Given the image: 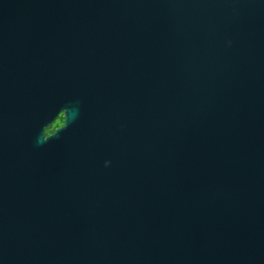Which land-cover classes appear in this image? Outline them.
Here are the masks:
<instances>
[{
    "label": "water",
    "instance_id": "water-1",
    "mask_svg": "<svg viewBox=\"0 0 264 264\" xmlns=\"http://www.w3.org/2000/svg\"><path fill=\"white\" fill-rule=\"evenodd\" d=\"M0 264H264V0H0Z\"/></svg>",
    "mask_w": 264,
    "mask_h": 264
},
{
    "label": "flooded vegetation",
    "instance_id": "flooded-vegetation-1",
    "mask_svg": "<svg viewBox=\"0 0 264 264\" xmlns=\"http://www.w3.org/2000/svg\"><path fill=\"white\" fill-rule=\"evenodd\" d=\"M5 40H8V38L5 39ZM1 47L3 49H5L4 53L7 56L16 57V59H15V64L17 65L16 66V71L17 72H23L24 69H25L24 62L26 61L25 38H24V36H17L15 38H13L10 41L9 44L2 43ZM56 120H59V123L56 126L62 124L63 118H62L61 114L58 115Z\"/></svg>",
    "mask_w": 264,
    "mask_h": 264
},
{
    "label": "trees",
    "instance_id": "trees-1",
    "mask_svg": "<svg viewBox=\"0 0 264 264\" xmlns=\"http://www.w3.org/2000/svg\"><path fill=\"white\" fill-rule=\"evenodd\" d=\"M59 123V120H56L47 128H45L46 133H50L53 131L54 127Z\"/></svg>",
    "mask_w": 264,
    "mask_h": 264
}]
</instances>
